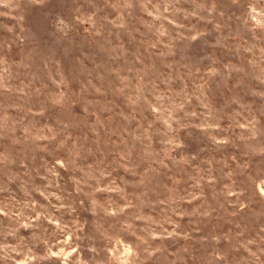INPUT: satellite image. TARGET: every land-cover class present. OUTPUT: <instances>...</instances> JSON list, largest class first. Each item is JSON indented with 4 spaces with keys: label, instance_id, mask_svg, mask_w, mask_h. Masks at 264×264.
I'll return each mask as SVG.
<instances>
[{
    "label": "rangeland",
    "instance_id": "374dc122",
    "mask_svg": "<svg viewBox=\"0 0 264 264\" xmlns=\"http://www.w3.org/2000/svg\"><path fill=\"white\" fill-rule=\"evenodd\" d=\"M4 4L0 264H64L60 252L72 264V250L63 246L52 248L51 261L28 255L47 252L33 247L34 236L49 245L71 236L56 230L52 217L69 229L82 226L81 239L71 240L87 264H109L116 239L123 247L142 238L155 250L146 264H264V196L255 191L264 179V97L254 94L264 85L252 76L264 30H248L247 6L229 0H179L174 7L169 0ZM172 12L182 29L169 23ZM178 32L204 35L192 41ZM142 83L157 85L175 103L200 96L205 106L195 99L193 105L198 114L211 110L216 131L190 129L171 154L166 138L146 140L151 112L137 109L135 119L127 118ZM254 119L261 140L249 143L234 124ZM125 204L122 214H105Z\"/></svg>",
    "mask_w": 264,
    "mask_h": 264
},
{
    "label": "clouds",
    "instance_id": "9594fccd",
    "mask_svg": "<svg viewBox=\"0 0 264 264\" xmlns=\"http://www.w3.org/2000/svg\"><path fill=\"white\" fill-rule=\"evenodd\" d=\"M17 3H28L34 7H43L50 0H16ZM150 3L151 0H148ZM174 3H179V0H169V6L174 7ZM229 3L233 6H247L248 17L244 20V24L248 26L249 31H255L256 29L264 30V0H229ZM6 6L4 0H0V7ZM167 8L165 13H167ZM159 13V9H157ZM173 17L172 20H169V23L174 24L176 29H182L183 24L178 23V16L176 12L168 13ZM160 16H164L163 13ZM187 18V17H185ZM239 19V17H238ZM163 35V33H161ZM203 32H198L194 35L185 37L182 33H177L179 39H190L195 41L203 36ZM264 50H262L261 57L259 58V63L254 64V73L252 74L253 78L260 85H264ZM255 70H258L261 75H255ZM255 95L264 97V92H255ZM193 99L197 100L200 104V108L205 106V100L200 96H186L181 103L172 102L168 93L160 91L159 87L155 84H143L138 89V95L134 100H131L132 113L131 116H127L128 119H135L137 116V109L142 111H150L153 115V120L149 123L148 129H146V140L148 136L151 135L154 139H160L164 137L162 142L166 143L169 148L167 152L171 154L183 147V133L188 132L190 129H194L201 132L214 133L216 131L215 123H209L210 120H215L211 110H207V114L201 112L197 113V108L193 105ZM171 105L170 107L168 105ZM146 106V107H145ZM162 124L163 129H159L156 125ZM260 124L258 119L251 121H246L241 124L239 121H236L234 127H238L243 130L246 141L258 142L261 140V131L257 127ZM222 131V130H221ZM159 133L160 135H157ZM41 137H37L40 139ZM214 139V135L212 137ZM228 140H222L219 143H227ZM261 154H264V149H261ZM57 164L63 166L60 160H57ZM101 177L104 176L102 172ZM102 189L97 188V191ZM255 191L259 192L261 196H264V179H260L255 182ZM229 195H237L238 193L230 192ZM128 207V204H125L124 208H120L117 211H109L105 209V214L107 216H117L122 214L125 209ZM64 205L61 204L59 210H62ZM48 219L47 216L44 217ZM49 223L55 225V229L62 233H71V236H75L76 241H79L81 237L77 235L78 232L82 230V226L79 224L73 223V228L69 229L67 224H61L56 220L55 217H52L49 220ZM39 227V226H38ZM127 229H132V225H127ZM47 232V229L44 230ZM71 236L66 238L63 241H60L59 244L49 245V240L43 238L42 236H34L32 244L34 248H39L40 245H44L47 249V252L44 256H39L32 249H29L28 255L35 260L44 262L51 261L56 256L57 253L52 252V248L59 249L61 246L71 248V256H74L75 259L72 261V264H87V261H82L81 254L79 253V244L73 243ZM150 239H155L153 233L148 234ZM115 247L110 249V260L109 264H114L115 261H121V264H146V262L155 255V250L152 248V245L149 243V239H141V243L133 246L129 243L127 245L121 246V241L119 239L115 240ZM90 251H95V248L89 249ZM121 252H123V259L121 258ZM261 253H264V249L260 250ZM249 254L251 257H254L256 261H259V255L256 252H252L249 249ZM59 259H61L64 264H68V257H64L63 252L59 253ZM24 264H30V261H25Z\"/></svg>",
    "mask_w": 264,
    "mask_h": 264
}]
</instances>
